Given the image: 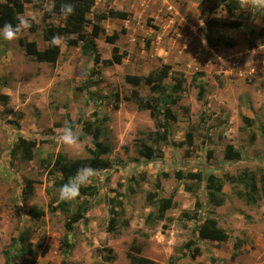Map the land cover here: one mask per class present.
Here are the masks:
<instances>
[{
	"label": "rangeland",
	"instance_id": "374dc122",
	"mask_svg": "<svg viewBox=\"0 0 264 264\" xmlns=\"http://www.w3.org/2000/svg\"><path fill=\"white\" fill-rule=\"evenodd\" d=\"M93 1L90 22L94 13L112 9L113 0ZM120 1L128 19L99 23L106 35L124 31L115 42L124 54L120 65H94L79 46H61L55 64L27 56L19 39L42 50L45 27L62 24L51 16L48 0H40L39 8L25 4L23 14L36 12V22L18 40L0 42V264H13L4 254L16 252L19 246L12 239L23 231L33 244L34 264H132L133 257L152 264H264V37L257 35L263 12H254L256 0H240V11L233 16L221 9L209 12L201 0ZM207 20L218 25L214 36L235 46L208 48L200 31ZM231 21L241 26L220 27ZM96 45L100 60L110 58L112 45L104 36ZM162 64L171 67L163 82L170 98L175 97L172 78L181 77L175 73L184 77L180 99L166 104L174 121H164L160 114L153 120L148 111L138 110L134 91L142 99L156 95L143 84L133 87L124 81L126 75L147 76ZM195 73L202 75L193 80ZM199 82L205 83L203 90ZM66 123L79 134L80 143L72 148L56 139ZM158 123L165 125V141ZM97 129L102 133L97 141L111 146L103 156L111 168L96 171L88 184L97 190L95 196L59 200L56 156L88 158L94 143L90 134ZM20 137L36 143L29 162L10 155ZM143 144L152 148L153 159L139 156ZM227 145L238 151L239 161L224 159ZM245 169L256 182L252 203L246 201L244 184L224 179ZM176 173L183 178L178 180ZM189 173L200 174L201 180L186 178ZM209 174L222 181L224 202L219 207L206 200ZM169 197L173 206L164 218L150 216L155 199ZM78 205L85 207V218L67 233L72 250L63 256L66 211L70 215ZM30 209L43 216L31 218ZM208 217L228 235L226 242L199 238L196 229ZM40 244L48 246L44 255Z\"/></svg>",
	"mask_w": 264,
	"mask_h": 264
},
{
	"label": "trees",
	"instance_id": "16d2710c",
	"mask_svg": "<svg viewBox=\"0 0 264 264\" xmlns=\"http://www.w3.org/2000/svg\"><path fill=\"white\" fill-rule=\"evenodd\" d=\"M0 0V27L5 23H17L16 17L18 14H23L25 10V4H31L34 8H39L40 0ZM50 14L52 17L57 20L62 21V24L54 25L53 23L48 24L42 34V41L46 43L44 49L39 50L36 46V43L33 41H23L18 40V44L21 48L24 49V52L27 56L33 58L35 62L38 63H49L55 64L60 55V47H50L49 41L55 36L59 35L64 37L67 41L68 46H79L80 53L82 56H89L93 59V64L100 63L103 67H111L114 65H120L124 54L119 52V48L115 45V42L119 38L121 32H113L111 35H106L103 27L100 26V22L108 19H118V20H127L129 13L126 11L107 9L105 12L94 13V22H90L87 19V15L90 14L93 10L94 1L93 0H48ZM209 12L221 9L225 11L229 16H233L237 11H240L241 2L240 0H201ZM65 3H71L74 6V13L65 19L61 15V7ZM54 4V6H53ZM262 22L264 24V12L262 15ZM90 25V31L85 32L84 28ZM218 25L214 20H207L204 22L201 27V33L203 39L208 48L212 49H231L235 46V43L230 40H225L223 37H216L213 35L212 30ZM241 26L239 21H231L228 23H222L220 27L222 29L235 30ZM74 35V38L71 36ZM104 36V41L106 44L112 45L110 58L100 60L97 51L96 39L100 36ZM258 36L264 37V27H261L258 32ZM253 46L250 43V47ZM171 67L169 65L162 64L158 69L152 71L147 76H136V75H126L124 81L127 84L132 85L133 87H138L141 84L148 87L151 95H156V97H151L147 99H142L139 95L136 94V91L132 93V97L135 100V104L138 110H146L149 112L150 117L153 120H156L158 115H162L163 120H175V115L171 113L170 109L166 107V104H174L180 99L179 94L183 92V82L184 77L182 73L179 74L180 79L172 78V85L170 87V93L175 94V97L170 98L171 95L165 94L166 87L163 84L164 80L169 77ZM174 74V75H175ZM202 73H195L192 77L193 80H196V75ZM198 86L203 88L205 83L199 82ZM203 98V97H202ZM201 98V99H202ZM170 99V100H169ZM159 128H162L161 138L163 141L166 140L165 125L162 126L161 123L157 125ZM88 125V129H89ZM87 129V130H88ZM90 133V129L88 131ZM102 133L99 129L95 130L90 135L93 138V148L88 150L89 157L85 159H75L68 160L64 156L58 154L54 162V169L59 175L57 181L58 188L67 181V179L76 174L78 168L84 166H90L96 171L107 170L111 168V163L108 159L103 156L111 152V146L102 142H98L97 139ZM260 134L263 139L264 145V125L260 127ZM187 141L191 144V136L187 135ZM36 147L34 141H29L24 138H18L12 147L10 155L12 157H18L21 161L29 162L33 157V150ZM139 156L145 159H153L155 157L152 148L148 145H142V149L139 151ZM224 159L228 161H239L240 154L236 151L232 145H227L225 148ZM176 178L181 180L183 177L180 173H176ZM188 179L192 180H201L200 174L189 173L185 176ZM224 179L230 184H244L243 186L248 189V203L254 201V195L257 193L256 182L254 179L253 173H248L245 169L241 174L237 176L224 175ZM222 181L215 178L212 174L207 175L206 179V200L208 203L214 207H219L223 204L224 198L221 193ZM26 193L32 191L31 182H26ZM190 188H186L189 191ZM97 190L94 186L86 185L80 189L79 197H93L96 195ZM239 196H242V193H238ZM245 196V195H243ZM154 213L150 216H155L156 219L162 220L164 218V213L173 206L172 198L167 199L157 198L155 199ZM85 207L78 205L76 210L68 215L66 211V222L64 223L65 234L61 239L60 252L63 256H67L72 250V245L69 242L67 233H70L74 229V225L81 220H83L85 214ZM28 214L31 218L37 220L43 216L42 212L35 211L30 209ZM199 238L217 241V242H226L228 240V235L224 230L220 229L217 226L215 219L206 218L200 226L196 229ZM12 242L15 245H18L19 248L13 254L8 251L5 252L6 261H13V264H34V256L36 255L35 250L33 249V244L30 242V236L27 231L21 232L17 238L12 239ZM41 255H44L48 246L42 247ZM236 248V246H234ZM195 256L198 255V250L195 249ZM132 264H152L151 261L143 257L135 258L133 257L130 260ZM49 264V263H48Z\"/></svg>",
	"mask_w": 264,
	"mask_h": 264
},
{
	"label": "clouds",
	"instance_id": "9594fccd",
	"mask_svg": "<svg viewBox=\"0 0 264 264\" xmlns=\"http://www.w3.org/2000/svg\"><path fill=\"white\" fill-rule=\"evenodd\" d=\"M54 6V4H53ZM246 9L252 10L247 4L244 5ZM254 12H264V5L260 0H256ZM74 13V6L71 3H65L61 7V15L67 19ZM17 23H5L0 27V42L11 43L20 38L22 34L32 27L37 20V13L32 12L28 15L18 14L16 17ZM50 47H67V41L64 37L59 35L53 36L49 41ZM75 127L66 123L65 126L58 129L59 135L56 139L61 145L69 148L75 147L80 143L79 134L75 131ZM96 170L90 166L78 168L76 174L67 179L58 189V199L61 201L71 202L80 196V189L92 182Z\"/></svg>",
	"mask_w": 264,
	"mask_h": 264
},
{
	"label": "crops",
	"instance_id": "0c3cea01",
	"mask_svg": "<svg viewBox=\"0 0 264 264\" xmlns=\"http://www.w3.org/2000/svg\"><path fill=\"white\" fill-rule=\"evenodd\" d=\"M117 3V4H116ZM128 5H130V3L128 4ZM126 4L124 3V2H121L120 0L118 1V0H113L112 1V3L110 4V8H112V9H114V10H120V11H125V9H126ZM113 20H116V19H113ZM118 20V19H117ZM103 21H105V20H103ZM118 21H120V22H123V21H125V20H118ZM261 27H263L264 26V24H261L260 25ZM260 27V28H261ZM259 28V29H260ZM189 29H191V30H194V32H196L197 34H198V27H195V26H192V27H190ZM202 38V37H201ZM97 40V39H96ZM203 40V39H202ZM204 42V41H203Z\"/></svg>",
	"mask_w": 264,
	"mask_h": 264
}]
</instances>
